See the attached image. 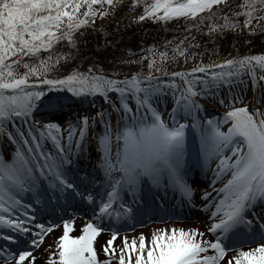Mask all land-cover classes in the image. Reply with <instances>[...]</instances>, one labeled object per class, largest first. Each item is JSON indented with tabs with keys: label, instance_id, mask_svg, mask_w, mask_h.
<instances>
[{
	"label": "snow or ice",
	"instance_id": "obj_1",
	"mask_svg": "<svg viewBox=\"0 0 264 264\" xmlns=\"http://www.w3.org/2000/svg\"><path fill=\"white\" fill-rule=\"evenodd\" d=\"M119 2L0 0V136H7L15 146L8 158L0 154V237L16 244L14 249L0 246V262L34 264L37 257L32 252L57 227L49 221L35 223L38 231L32 230L35 216L29 209L33 203L26 202L25 195H39L42 190L49 200L57 201L54 212L61 197H79L90 209L78 229L72 215L58 217L62 231L48 245L54 251L47 252L45 264H112L114 260L116 264H264V214L258 216L255 210L264 205V109L257 107L264 94V83H260L264 82V53L210 57L204 62L194 60L203 53L189 51L199 47L193 30L203 31L214 46L217 36L226 32L264 33V0H131V8L141 7L131 17L133 22L175 18L179 26L182 18L179 42L173 37L164 41L163 48L153 44L139 49L143 54L130 62L140 64L141 70L130 75L105 73L95 63L81 69L82 61L66 68L79 51L81 27L94 22L97 15L106 16ZM64 47L69 51H58ZM178 58L193 64L169 71L167 65L175 67ZM245 77L253 89L251 110L237 90L247 85ZM64 91L75 96L100 95L113 111L123 113L115 128L106 111L93 116L94 124L97 118L102 124L96 137L103 172L100 181L85 176L70 182L68 176L69 155L73 143L77 150L82 145L87 116L69 124L66 135L50 120L42 126L39 121L28 122L33 109L54 107L48 93ZM169 92L174 101L170 120L154 107ZM198 96L211 98L227 110L215 118L198 119L203 109ZM188 116L199 133L200 157L213 175L209 190H201L202 199L216 193L204 206L210 211V223L204 231L171 227L158 228L148 237L143 232L124 235L114 244L122 229L129 230L121 222L134 215L147 218L165 212L155 203L133 208L137 201L134 197L126 202L125 191L134 194L147 180L192 200L194 189L185 168ZM225 122H230L226 131L221 129ZM46 140L51 141V149ZM218 181L220 186L215 187ZM94 184L100 187L93 191ZM102 232L109 235L99 242L98 252L97 237ZM245 244L255 247L245 248Z\"/></svg>",
	"mask_w": 264,
	"mask_h": 264
},
{
	"label": "bare ground",
	"instance_id": "obj_2",
	"mask_svg": "<svg viewBox=\"0 0 264 264\" xmlns=\"http://www.w3.org/2000/svg\"><path fill=\"white\" fill-rule=\"evenodd\" d=\"M131 0H123V2L118 6L116 14L113 16L112 19L104 22L103 25L97 27L95 30L83 32V35H78V44L77 47L79 49L78 53L75 54V57L72 61H69L66 64V67L71 68L77 61H82L80 64V68L84 69L88 64L95 63L99 65L105 73H112L115 71L116 73L123 75L128 74L130 75L132 72L140 71L141 65L136 63H131L130 61L136 60L139 58V54H137L138 50L142 47H146L148 45H153V41L155 39H161L163 34L159 32L156 25H162L166 22L161 21H153L151 19L145 18L143 21L133 22L131 17L139 14L141 12V7L137 6L134 9L130 7ZM227 11V9H225ZM242 19V17H241ZM183 21V19H181ZM168 22V21H167ZM192 34L196 37V41L199 44V47L191 48L189 51H195L197 53H203L202 56L194 57V60L201 59L204 62H207L211 57L213 60L219 58H224L225 56H238V55H245V54H259L264 53V37L261 36L260 41H250L251 35L246 32H226L223 37L217 36L215 41V46L213 42L208 40L207 35L204 34L203 31L199 33L196 30L192 31ZM184 36H187L184 34ZM181 37V36H180ZM177 38V42H179V38ZM190 39V37H189ZM247 40L249 43H245L244 41ZM207 41V43H206ZM252 42V43H251ZM187 43V40H185ZM65 49V51L63 50ZM67 49V50H66ZM133 52L132 54L129 53L128 50ZM58 51L68 52L69 49L64 47L62 49H58ZM143 54V53H142ZM179 62L176 63L175 67L172 64L167 65V69L169 71L179 70L181 67L188 68L191 67V63H186L185 65L181 63V60L178 59ZM122 61V62H121ZM178 64V65H177ZM143 71H147V58L143 61ZM252 103V100H251ZM207 108L210 105H204ZM116 123L119 120V115L115 116ZM95 128L102 129V124L99 118L96 119ZM94 132V131H93ZM98 132V131H97ZM97 136V135H96ZM93 147L94 155L99 156L97 154V141ZM48 143V140L45 141V144ZM8 139H4L1 142L0 147L4 151L5 154L9 153L10 149H13V146H9ZM188 148H194V144H189ZM199 150V149H198ZM200 154V153H199ZM186 156V155H185ZM200 156V155H199ZM81 160L76 159L74 160L75 165H79ZM206 164V163H205ZM220 181L216 185V187L220 186ZM166 187L162 186V189ZM203 190V188H202ZM44 195V193H43ZM216 193L213 191L212 194L208 197L211 199L215 196ZM65 199H69L68 197H63ZM200 198H202L200 196ZM70 200V199H69ZM208 202V200H207ZM88 203V202H87ZM84 203V204H87ZM83 205V204H82ZM38 210L39 208H36ZM210 211H205L203 209L202 212H198L196 215L197 221L193 223L182 225L175 224L171 226H160V227H153L150 230H146L145 228H138L137 231L134 232L133 235H128L129 237L136 236L137 234L143 232L146 237L150 235L152 231H155L158 228H198L201 231H204L205 227L210 223L209 221ZM58 232V231H57ZM57 232L54 235H59ZM52 235V234H51ZM205 235L211 239L210 235L205 232ZM22 236H25L22 234ZM54 238V237H53ZM105 238H100L99 242L104 240ZM147 242V241H146ZM120 243V237L114 241V244ZM2 264V262L0 263ZM114 264L116 261L114 260Z\"/></svg>",
	"mask_w": 264,
	"mask_h": 264
},
{
	"label": "rangeland",
	"instance_id": "obj_3",
	"mask_svg": "<svg viewBox=\"0 0 264 264\" xmlns=\"http://www.w3.org/2000/svg\"><path fill=\"white\" fill-rule=\"evenodd\" d=\"M123 2V0H120V2L119 3H117L116 5H115V8L113 9V8H109V11H108V14L106 15V16H104V17H100L99 15H97V17L95 18V20H94V22H90V24L88 25V28H96L97 26H101V25H103L104 24V22H106V21H108V20H110V19H112L113 18V16L116 14V11H117V9H118V6L121 4ZM81 11H83V9H81ZM173 20V19H172ZM257 34H260L259 32H257ZM264 34V33H263ZM252 36L253 35H251V38H252ZM258 36V35H257ZM256 35H255V39L254 40H250V41H253V42H255L256 40H258V37H257ZM169 37H170V39L169 40H172V38H173V35H169ZM156 45H161L162 44V42L160 41V39L158 40V39H155L154 41H153ZM177 43V42H176ZM252 43V42H251ZM168 47L169 48H171V45H168ZM161 48H163V47H161ZM133 52H131V54H132ZM169 54H171V53H169ZM25 59H28L27 57H25ZM188 63H190V62H188ZM192 64V63H191ZM66 68H69V67H66ZM19 71H23V68L21 67L20 69H19ZM258 75H259V73H258ZM164 79H166V78H164ZM245 79H248V81H249V78H247V77H245ZM179 82V81H178ZM60 93H62V94H65V95H68V94H72V93H68V92H66V91H64V92H60ZM64 95V96H65ZM163 96H167V98H170V97H172L171 96V94H170V92L169 93H166V94H164ZM58 97V95L57 96H54V98L53 99H55V98H57ZM59 97H62V96H59ZM76 98H79V96H77ZM167 98H164V97H162V96H160L159 97V103H158V105L157 104H154V107H160L161 105H163V104H166V102H167ZM245 98V97H244ZM114 99V98H113ZM115 101V100H114ZM131 101V100H130ZM133 102V101H132ZM237 105H239V104H237ZM134 108V107H133ZM35 111H36V109H35ZM34 111V113H35V115H36V113L38 112V111H36L35 112ZM63 111V110H62ZM66 114H69V111H66ZM108 114V116L110 117V119H112V115H113V113H111V110H110V112H108L107 113ZM72 115V120H69V122L68 123H66L65 125H64V123L65 122H58V124H59V126H60V128H61V130H62V132H61V134L62 135H66V129L68 128V125L69 124H74L76 121H77V116L75 115V114H71ZM122 115H123V113L121 114V117H122ZM64 119H65V117H64ZM50 119H49V117H47V118H45V117H42L41 119H39L37 116H35V119L33 118V117H29V124H31L33 121H39V124L42 126L43 124H45V123H47L48 121H49ZM92 121H93V117H92V115H91V113H90V115L88 116V128H87V131H86V134H85V138H84V140H83V142H82V144H86L87 145V151H88V153L91 151V149H92V143H90V136H91V134H90V132H89V129H90V127H91V125H92ZM112 121V120H111ZM63 123V124H62ZM17 124L19 125V124H21V121L20 120H17ZM192 127V126H191ZM227 128V127H226ZM9 129L11 130V125H9ZM25 130H26V126H25ZM227 130V129H226ZM226 130H224V131H226ZM77 136H79V131L77 130ZM7 137V136H6ZM8 139V138H7ZM8 141L9 142H11L9 139H8ZM62 143H65L66 144V141H62ZM11 145L10 146H13V148H14V145L12 144V143H10ZM49 149H51V147H52V144H51V141L49 140V143H48V146H47ZM72 151H74L75 153H76V151H78L77 150V148H76V145H75V143H73V150ZM0 154H2V150L0 149ZM28 196H29V194H26L25 195V200H26V198H28ZM30 197V196H29ZM31 198V200H33L34 202H37L38 200H36L35 198H34V196L33 197H30ZM76 225V227H77V229L79 228V224H75ZM56 236H58V235H56ZM98 238V237H97ZM54 239L55 238H53L52 237V239H48V240H46V244L44 245V247L40 250V251H37V252H35V253H33V255L34 256H36L37 257V259L35 260V262H34V264H45V259H46V254H47V252H50V251H54V249H52V248H48V245H50V244H53L54 243ZM0 246H3L2 244H0ZM97 250H98V252H99V243H98V241H97ZM102 258H104L103 256H101L100 257V259H102ZM13 264H15V263H13Z\"/></svg>",
	"mask_w": 264,
	"mask_h": 264
}]
</instances>
